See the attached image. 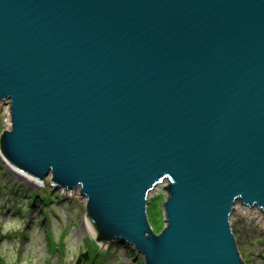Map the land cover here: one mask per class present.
Masks as SVG:
<instances>
[{
  "label": "water",
  "instance_id": "1",
  "mask_svg": "<svg viewBox=\"0 0 264 264\" xmlns=\"http://www.w3.org/2000/svg\"><path fill=\"white\" fill-rule=\"evenodd\" d=\"M8 96L2 153L80 187L97 240L144 264H244L228 220L237 197L264 213V0H0Z\"/></svg>",
  "mask_w": 264,
  "mask_h": 264
},
{
  "label": "rangeland",
  "instance_id": "2",
  "mask_svg": "<svg viewBox=\"0 0 264 264\" xmlns=\"http://www.w3.org/2000/svg\"><path fill=\"white\" fill-rule=\"evenodd\" d=\"M8 105L0 102V135L11 127L6 124ZM41 181L31 184L0 157V264H74L83 252L89 257L82 264H144L132 245L104 243L82 227L87 201L79 189H54L50 175ZM167 182L164 179L149 194L146 217L154 234L166 226L162 204ZM240 204L229 217L237 251L244 264H264V215L254 214L261 210L255 205Z\"/></svg>",
  "mask_w": 264,
  "mask_h": 264
},
{
  "label": "bare ground",
  "instance_id": "3",
  "mask_svg": "<svg viewBox=\"0 0 264 264\" xmlns=\"http://www.w3.org/2000/svg\"><path fill=\"white\" fill-rule=\"evenodd\" d=\"M0 102H6L7 104H9L8 105V118H7V120H6V124H7V126H11L12 127V122H11V115H10V112H11V96H8V98H0ZM10 127V128H11ZM1 136V135H0ZM1 158H2V160L5 162V164L7 165V167L14 173V174H16V175H18V176H20V177H22V178H24V179H26L28 182H30L31 184H34V185H40V184H42L43 183V181H41L40 179H38V178H36V177H34V176H32V175H30V174H28V173H26V172H24V171H21V170H19V169H16L13 165H11V163L7 160V158L4 156V154L3 153H1V156H0ZM75 189H79V191H80V187H78V188H74V189H71V190H74L75 191ZM76 192V191H75ZM149 194H150V192H148V195H147V204H148V200H149ZM168 196V195H167ZM167 200V199H166ZM165 200V201H166ZM164 201V202H165ZM242 203V200H241V198L240 197H237L235 200H234V202H233V204H232V206H231V213L233 212V210L234 209H239L238 207L239 206H241V204L240 203ZM164 204V203H163ZM162 204V208H163V210L165 211V208H164V205ZM245 205V204H244ZM261 209V208H260ZM86 210H87V208H86ZM262 210V209H261ZM261 210H258L257 212L255 211L254 212V214L257 216V217H260V218H262L263 217V215H264V213L262 214V212L263 211H261ZM231 213L229 214V217H230V215H231ZM146 219H147V217H146ZM229 221V220H228ZM147 222H148V220H147ZM149 224V223H148ZM229 225V229H230V232L232 233V230H231V225H230V223L228 224ZM82 227L84 228V229H87V230H89L94 236H96V237H98V233H97V230H96V228L94 227V225H93V223H92V221L90 220V218L86 215L85 217H84V219L82 220ZM232 235H233V233H232ZM233 240H234V242H235V238H234V235H233ZM109 241H107V242H105V243H108ZM236 243V242H235ZM239 253V252H238ZM93 255V254H92Z\"/></svg>",
  "mask_w": 264,
  "mask_h": 264
},
{
  "label": "trees",
  "instance_id": "4",
  "mask_svg": "<svg viewBox=\"0 0 264 264\" xmlns=\"http://www.w3.org/2000/svg\"><path fill=\"white\" fill-rule=\"evenodd\" d=\"M97 250H98V247L96 246V251H97ZM95 253H96V252L93 253L92 258L95 256Z\"/></svg>",
  "mask_w": 264,
  "mask_h": 264
},
{
  "label": "flooded vegetation",
  "instance_id": "5",
  "mask_svg": "<svg viewBox=\"0 0 264 264\" xmlns=\"http://www.w3.org/2000/svg\"><path fill=\"white\" fill-rule=\"evenodd\" d=\"M80 264H82V263H80Z\"/></svg>",
  "mask_w": 264,
  "mask_h": 264
}]
</instances>
